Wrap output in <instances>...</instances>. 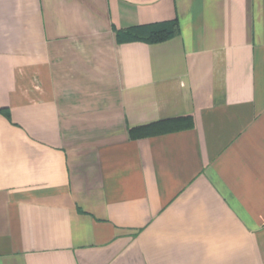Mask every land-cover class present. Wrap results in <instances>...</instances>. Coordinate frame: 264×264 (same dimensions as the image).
I'll list each match as a JSON object with an SVG mask.
<instances>
[{
  "label": "crops",
  "instance_id": "crops-1",
  "mask_svg": "<svg viewBox=\"0 0 264 264\" xmlns=\"http://www.w3.org/2000/svg\"><path fill=\"white\" fill-rule=\"evenodd\" d=\"M0 264H264V0H0Z\"/></svg>",
  "mask_w": 264,
  "mask_h": 264
},
{
  "label": "trees",
  "instance_id": "trees-1",
  "mask_svg": "<svg viewBox=\"0 0 264 264\" xmlns=\"http://www.w3.org/2000/svg\"><path fill=\"white\" fill-rule=\"evenodd\" d=\"M129 41H142L145 43H160L179 34L177 20L160 22L146 26H137L124 31ZM142 128L130 130L129 133L140 131Z\"/></svg>",
  "mask_w": 264,
  "mask_h": 264
}]
</instances>
